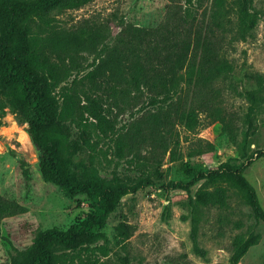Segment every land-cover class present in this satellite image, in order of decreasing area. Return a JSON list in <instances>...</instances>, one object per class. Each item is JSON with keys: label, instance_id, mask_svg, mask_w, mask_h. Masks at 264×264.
Returning a JSON list of instances; mask_svg holds the SVG:
<instances>
[{"label": "rangeland", "instance_id": "rangeland-1", "mask_svg": "<svg viewBox=\"0 0 264 264\" xmlns=\"http://www.w3.org/2000/svg\"><path fill=\"white\" fill-rule=\"evenodd\" d=\"M232 4L233 0H92L79 8L60 10L59 4L50 8L56 17V28L100 29L97 49L104 45L102 40L110 44V49L118 46V41L130 37V30L136 28L164 34L183 21L193 38L213 20L218 6L226 8L230 20L221 53L232 69L211 86L202 89L191 86L181 92L184 106H193L200 113L201 123L196 130L190 131L176 121L173 134L159 139V143L137 144L119 156L115 135L101 139V153L94 155L82 143L75 124L60 125L61 148L80 180L90 176V166L95 164L104 181L151 182L126 194L106 223L96 227L99 235L91 243L96 247L95 253L83 250L84 258L98 257L99 264H232L234 237L253 230L262 239L237 264H264V221L255 217L252 208L234 189L229 190L227 206L202 209L197 244L204 250L201 253L196 251L191 235L192 210L188 201L203 180L188 190L173 185L190 180L200 171L230 163L242 169L264 207V156L256 153L264 147V101L251 115L253 128L247 131L249 93L264 94V0L249 1L250 10L258 14V23L245 39L237 33L238 16ZM35 28L40 32L46 29L37 23ZM96 53L95 47H74L72 60L69 59L73 69L70 79L90 70ZM131 86V99L113 96L108 99L117 132L124 133L157 110L146 92L140 91L135 83ZM207 99L221 110L220 117L202 105ZM7 110L0 123V193L17 202L20 210L0 221V264H26L39 231L51 227L67 230L85 218L91 207L86 195L70 194L60 185L44 180L28 124ZM201 144L203 152L194 151ZM174 147L179 154L176 159L171 157ZM165 210H169V217H165ZM52 249L58 254L69 251L58 244Z\"/></svg>", "mask_w": 264, "mask_h": 264}, {"label": "trees", "instance_id": "trees-1", "mask_svg": "<svg viewBox=\"0 0 264 264\" xmlns=\"http://www.w3.org/2000/svg\"><path fill=\"white\" fill-rule=\"evenodd\" d=\"M90 1L0 0V123L7 108L17 115L20 122L27 123L28 133L39 152L44 180L60 185L70 194L86 195L91 207L85 218L67 230L51 227L39 231L26 264H99L98 257L84 258L81 254L83 250L95 253L96 247L91 243L99 235L96 227L106 223L126 194L151 183L104 181L95 164L90 166V176L80 180L61 148L60 125L63 122L75 124L82 143L93 154L100 155L101 139L115 135L117 154L123 156L126 148L149 141L159 143V139L173 134L172 127L176 121L190 131L196 130L201 123L200 113L193 106H184L181 92L191 86H200L201 89L211 86L232 69L221 53L230 22L224 6L217 7L213 20L198 30L193 38L191 30L186 29V21H183L164 34L144 27L136 28L130 30V37L121 38L118 46L110 49V44L102 40L104 45L97 49L96 43L102 33L100 29L83 26L67 31L56 28V17L50 10L56 4L61 10L79 8ZM249 1L233 0L232 4L238 16L237 33L242 39L251 35L258 23V14L250 10ZM35 23L46 28L45 31L37 30ZM74 47H95L97 53L90 70L70 79L73 69L69 59ZM131 83L146 92L157 110L121 133L117 132L110 115L108 99L110 96L131 99ZM134 95L137 97V92ZM249 96L248 132L253 128L251 115L264 101L262 93L250 92ZM202 105L220 117L221 110L212 106L208 99L203 100ZM194 151L202 153L203 145L195 147ZM256 153L264 156V147ZM178 156L174 147L171 157L176 159ZM200 180H203L202 186L188 201L192 210L191 235L196 251L204 252L197 245L202 209L227 206L231 188L252 208L255 217L264 221V207L258 192L240 167L222 163L173 185L188 190ZM18 210L17 202L0 193V221ZM164 215L169 217V210H165ZM261 239V234L253 230L236 234L232 241L231 263H239ZM54 244L69 251L58 254L52 249Z\"/></svg>", "mask_w": 264, "mask_h": 264}, {"label": "bare ground", "instance_id": "bare-ground-1", "mask_svg": "<svg viewBox=\"0 0 264 264\" xmlns=\"http://www.w3.org/2000/svg\"><path fill=\"white\" fill-rule=\"evenodd\" d=\"M27 137L29 138V135H27Z\"/></svg>", "mask_w": 264, "mask_h": 264}]
</instances>
